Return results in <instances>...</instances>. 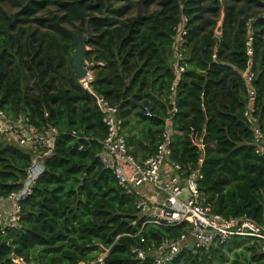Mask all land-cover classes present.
Listing matches in <instances>:
<instances>
[{
  "label": "trees",
  "instance_id": "16d2710c",
  "mask_svg": "<svg viewBox=\"0 0 264 264\" xmlns=\"http://www.w3.org/2000/svg\"><path fill=\"white\" fill-rule=\"evenodd\" d=\"M157 6V9H152ZM183 7V9H182ZM264 0H0V108L59 135L17 226L0 227V264H154L134 249L180 238L185 225L144 226L138 197L101 160L108 129L96 103L118 107L130 153L152 157L171 118L172 156L187 173L203 157L204 204L227 219L264 226V157L256 153L242 73L252 34L257 115L264 132ZM225 15L224 31L216 35ZM189 18L183 64H174L177 28ZM255 18V19H254ZM93 37L89 89L74 68L75 36ZM176 79L173 110L170 96ZM149 109L154 116H146ZM194 139L205 145L204 154ZM31 152L0 141V199L22 189ZM144 241V242H143ZM229 250L235 259L231 260ZM264 264L257 239L237 237L172 264Z\"/></svg>",
  "mask_w": 264,
  "mask_h": 264
},
{
  "label": "built area",
  "instance_id": "2783aa9c",
  "mask_svg": "<svg viewBox=\"0 0 264 264\" xmlns=\"http://www.w3.org/2000/svg\"><path fill=\"white\" fill-rule=\"evenodd\" d=\"M182 19L180 27L176 29L174 68L177 76L186 70L183 61L189 33L187 28L189 18L183 15ZM246 53L250 60L247 70L242 73L249 100L245 117L251 123L256 153L264 157V132L257 115L258 94L254 85L257 75L253 70L255 48L252 34L246 42ZM91 80L90 75L82 81L88 89ZM178 81L179 79H176L171 87L170 99L173 110L169 112L170 117L177 112L174 94ZM95 97L108 129L100 156L102 163L106 169L114 173L128 193L138 197L136 206L144 220V226L173 228L185 225L187 228L180 238L166 239L157 246L146 249H134L133 253L138 260H150L154 264H172L185 251L199 252L209 249L218 242H226L237 237L257 239L264 254V226L246 217L227 219L213 213L211 207L204 204L199 188V181L203 178L201 172L203 157L199 160L200 166L191 173H187L180 164L171 159V118L167 120L166 130L155 154L145 161H139L130 153L124 133V120L119 115L118 107L104 97L97 95ZM145 112L149 118L154 116L149 109ZM58 135L59 131L55 127L50 126L41 130L35 127L28 117L21 115L13 120L0 108V141L15 144L32 154L22 189L12 193L7 199H0L9 200L13 205L9 213L0 212V227L3 233L17 226L21 202L33 194L38 179L45 172V161L54 154V144ZM194 144L204 154L205 145L202 140L194 139ZM109 252L110 250L106 249L99 257L100 264L105 263ZM17 264L27 263L23 258H19Z\"/></svg>",
  "mask_w": 264,
  "mask_h": 264
},
{
  "label": "water",
  "instance_id": "95a60500",
  "mask_svg": "<svg viewBox=\"0 0 264 264\" xmlns=\"http://www.w3.org/2000/svg\"><path fill=\"white\" fill-rule=\"evenodd\" d=\"M224 19L225 15L222 16L221 21L217 25L216 28V35H222L224 31ZM93 37L92 31L90 26H88V33L86 35H77L75 36V51H74V68L75 72L78 76V78L81 81L86 80L92 71L94 70V67L96 66V63L93 62L92 64H89L86 61V54L88 51L87 45L91 42Z\"/></svg>",
  "mask_w": 264,
  "mask_h": 264
},
{
  "label": "crops",
  "instance_id": "0c3cea01",
  "mask_svg": "<svg viewBox=\"0 0 264 264\" xmlns=\"http://www.w3.org/2000/svg\"><path fill=\"white\" fill-rule=\"evenodd\" d=\"M93 72L90 74L93 77ZM12 203L9 200H0V212L9 213L12 210Z\"/></svg>",
  "mask_w": 264,
  "mask_h": 264
},
{
  "label": "rangeland",
  "instance_id": "374dc122",
  "mask_svg": "<svg viewBox=\"0 0 264 264\" xmlns=\"http://www.w3.org/2000/svg\"><path fill=\"white\" fill-rule=\"evenodd\" d=\"M152 9L154 10V9H157V6H152ZM262 13H264V10L262 11ZM224 15V13H222V15H221V17L218 19V24H219V22L221 21V18H222V16ZM255 19V18H254ZM89 49V48H88ZM228 253H229V257L231 258V260H234L235 259V257H234V254H233V252H230L229 250H226ZM229 264H233V263H229Z\"/></svg>",
  "mask_w": 264,
  "mask_h": 264
}]
</instances>
